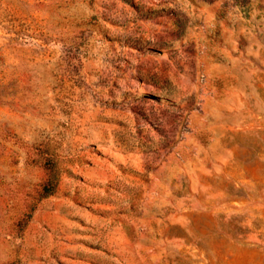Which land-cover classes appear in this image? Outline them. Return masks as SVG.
<instances>
[{
	"label": "rangeland",
	"instance_id": "1",
	"mask_svg": "<svg viewBox=\"0 0 264 264\" xmlns=\"http://www.w3.org/2000/svg\"><path fill=\"white\" fill-rule=\"evenodd\" d=\"M0 264H264V0H0Z\"/></svg>",
	"mask_w": 264,
	"mask_h": 264
}]
</instances>
